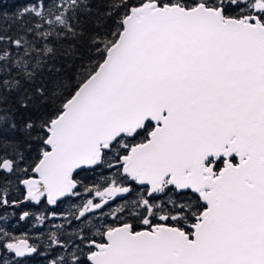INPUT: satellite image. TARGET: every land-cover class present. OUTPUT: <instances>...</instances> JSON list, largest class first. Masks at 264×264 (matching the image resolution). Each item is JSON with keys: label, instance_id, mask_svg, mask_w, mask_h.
Segmentation results:
<instances>
[{"label": "snow or ice", "instance_id": "obj_1", "mask_svg": "<svg viewBox=\"0 0 264 264\" xmlns=\"http://www.w3.org/2000/svg\"><path fill=\"white\" fill-rule=\"evenodd\" d=\"M0 264H264V0H0Z\"/></svg>", "mask_w": 264, "mask_h": 264}, {"label": "trees", "instance_id": "obj_2", "mask_svg": "<svg viewBox=\"0 0 264 264\" xmlns=\"http://www.w3.org/2000/svg\"><path fill=\"white\" fill-rule=\"evenodd\" d=\"M13 2H14V0H7V3L9 4V5H12L13 4ZM15 2H19V0H15ZM87 173H81V176H84V175H86Z\"/></svg>", "mask_w": 264, "mask_h": 264}]
</instances>
